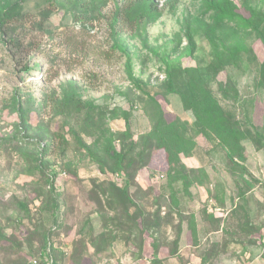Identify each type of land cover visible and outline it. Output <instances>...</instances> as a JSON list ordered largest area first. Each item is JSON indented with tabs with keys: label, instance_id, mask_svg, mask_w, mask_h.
Instances as JSON below:
<instances>
[{
	"label": "rangeland",
	"instance_id": "1",
	"mask_svg": "<svg viewBox=\"0 0 264 264\" xmlns=\"http://www.w3.org/2000/svg\"><path fill=\"white\" fill-rule=\"evenodd\" d=\"M36 1L26 3L20 20L8 21L0 29V227L5 236L0 239V264L41 262L49 254L42 241V219L44 226H54L49 211L40 210L41 200L34 191L43 187L38 174L25 172L32 163L31 153L41 145L39 140L45 143L46 136L27 139L19 133L20 116L12 110L13 100L31 104L33 133L51 132L55 127L52 105L72 81L83 99L129 110L131 132L137 138L150 130L152 119L146 112V95L127 77V54L134 75L151 94L161 90L163 55L169 54L182 66H194L197 61L206 64L211 59L210 44L198 31L194 58L187 54L182 29L185 18L201 15V0H158L159 15L147 21L144 30L125 25L114 36L110 17L115 3L126 0H104L87 13L72 8L87 0H52L46 4L45 15L36 9ZM114 38L125 53L112 48ZM251 45L257 61H263L264 40L254 38ZM208 87L238 127H249L260 137L243 140L245 158L231 161L219 143L194 135L195 152L181 155L173 169L186 178L172 187L162 152L152 150L150 162L136 170L128 188L142 212L131 233L125 229L122 205L112 208L108 194L98 189L96 180L110 176H103L89 156L77 159L71 134L65 135L67 157L59 156L57 145L52 147L43 170L47 175L56 172L53 185L59 194L60 226L52 240L64 254L61 264H153L154 258L161 264H264V80L255 68H227ZM156 97L167 120H194L178 95L157 93ZM106 125L121 130L125 124L119 117L107 120ZM81 136L87 143L92 141ZM68 157L76 163V175L60 168ZM17 197L25 200L28 212L13 204ZM133 210L131 206L129 212ZM112 216L125 224L111 223ZM105 228L113 241L94 245L88 240L90 234L99 235Z\"/></svg>",
	"mask_w": 264,
	"mask_h": 264
},
{
	"label": "trees",
	"instance_id": "2",
	"mask_svg": "<svg viewBox=\"0 0 264 264\" xmlns=\"http://www.w3.org/2000/svg\"><path fill=\"white\" fill-rule=\"evenodd\" d=\"M29 0H0V29L8 21L21 19L25 15L26 3ZM171 3L173 0H165ZM36 9H40L41 15L46 14V4L54 3L52 0H37ZM96 3L102 5L104 0H87L85 3L72 6L82 13L88 10L93 11ZM158 0H126L123 4L114 5L111 14L110 28L112 35L119 34L117 28L122 30L123 26H130L135 29L139 26L145 29V23L156 18ZM201 15H194L183 20L182 29L187 41V54L194 58L197 44L194 33L200 32L210 44L211 59L202 64L197 61L194 66H182L178 61L173 60L168 55L162 56L165 77L160 84V91L151 94L146 89L144 82L135 76L131 67L130 56L127 54L125 71L131 84L139 90V93L146 95V102L149 105L146 112L152 119L150 130L143 132L133 138L129 117L130 111L124 110L121 106L110 107L106 103H98L95 100L83 99L78 93L76 84L68 82L60 98H56L52 105L51 120L55 121V127L51 130L35 131L29 120V113L32 111L31 104L25 105L20 98L13 100L12 110L18 112L20 116V131L23 137H37L40 139L46 136L45 143H42L37 151L31 153L32 163L26 168L28 174H38L43 187L34 189L37 199H40V210L49 211L54 226L50 228L42 226V241L49 248L51 264H61L64 254L54 245L52 237L60 226L57 208V196L53 185L56 172L46 174L43 167L49 163L48 155L52 153V147L57 145L60 157H67L69 140L66 134H71L76 146L72 151L77 153V159L89 156L97 164L99 172L109 175L110 178L96 180L98 189L108 194L107 203L113 208L114 205H122L127 222L125 229L131 233L133 227H137L136 219L142 214L137 205L128 194L131 180L135 177L136 170L150 162L152 150L162 152L168 165L167 182L169 187L178 179H184L183 173L175 172L180 156H191L198 144L194 135L201 134L209 141L219 143L226 151L227 157L233 161L235 158L243 160L244 149L242 141L246 139L255 140L260 137L259 133L252 132L251 128H240L229 110H226L218 96L208 87L211 80L217 74L227 68L246 70L255 68L258 75L264 80V60L257 61L253 52L251 41L255 39L264 40V0H201ZM207 16V17H206ZM114 38L113 49H119L123 53L126 51ZM179 40L181 38H178ZM36 68V67H34ZM229 83H234L229 79ZM157 93L165 96L174 93L180 98L184 110H190L194 116L192 123L175 117L171 120L165 118ZM30 99L24 102L29 103ZM122 117L124 128L121 130H111L107 125V120ZM190 130L192 133H190ZM40 133H43L41 135ZM84 134L92 139L87 143L81 136ZM58 139V144H54V139ZM61 170L64 168L71 174L76 175L71 158L62 160ZM115 174H119L121 179ZM108 179V180H107ZM119 182H122L119 184ZM105 184V185H103ZM15 206L28 212L24 199L19 197L13 200ZM134 206L135 210L129 212V208ZM117 216V214H116ZM119 224H125L121 220L110 218ZM118 225V224H117ZM0 239H5L1 232ZM82 236L86 233L80 232ZM114 236L106 228L99 235L90 234L89 241L96 245L97 242H111ZM153 264H161L154 258Z\"/></svg>",
	"mask_w": 264,
	"mask_h": 264
},
{
	"label": "built area",
	"instance_id": "3",
	"mask_svg": "<svg viewBox=\"0 0 264 264\" xmlns=\"http://www.w3.org/2000/svg\"><path fill=\"white\" fill-rule=\"evenodd\" d=\"M115 176L119 179H121L120 175L119 174H115ZM262 243H263V246H264V236H263V239H262ZM29 264H35L36 261L34 259H29L28 260ZM52 262V259L50 257V255H46V253L44 254V257L42 258L41 262H38L37 264H51Z\"/></svg>",
	"mask_w": 264,
	"mask_h": 264
}]
</instances>
